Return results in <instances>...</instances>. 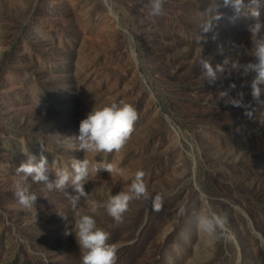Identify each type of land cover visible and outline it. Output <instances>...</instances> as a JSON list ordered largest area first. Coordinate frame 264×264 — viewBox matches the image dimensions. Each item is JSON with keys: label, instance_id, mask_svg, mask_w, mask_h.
I'll use <instances>...</instances> for the list:
<instances>
[{"label": "rangeland", "instance_id": "rangeland-1", "mask_svg": "<svg viewBox=\"0 0 264 264\" xmlns=\"http://www.w3.org/2000/svg\"><path fill=\"white\" fill-rule=\"evenodd\" d=\"M216 2L166 0L153 17L147 0H0V264H81L65 232L85 214L110 233L116 264H264V103L251 97L254 73L228 71L253 59L249 26L264 23V0H244L240 15L218 0L221 18L204 31ZM202 59L229 61L215 84ZM224 91L243 93V106L226 104ZM113 102L138 112L125 147L77 150L80 121ZM41 154L53 173L84 158L115 171L92 173L76 207L71 187L29 180L37 198L25 209L13 194L16 169ZM138 170L161 196L159 211L133 200L117 224L93 209L127 191ZM205 217L222 226L203 230Z\"/></svg>", "mask_w": 264, "mask_h": 264}, {"label": "clouds", "instance_id": "clouds-1", "mask_svg": "<svg viewBox=\"0 0 264 264\" xmlns=\"http://www.w3.org/2000/svg\"><path fill=\"white\" fill-rule=\"evenodd\" d=\"M166 0H147L145 5L149 9V14L158 17L164 13V4ZM252 5L259 4V0H250ZM224 6H230L237 15L244 13L248 9V5L244 0H223ZM218 0L215 5L208 9L210 19L201 27L204 31H208L212 27L213 19H220L221 14L216 11L218 8ZM251 16L258 18L260 13L256 7L250 9ZM214 14V15H213ZM251 33L252 47L249 55L253 58L249 62L240 65L232 62V70L242 69V74L247 76L254 73L255 78L251 82V97L254 101H261L264 95V23L257 22L249 26ZM229 61L226 59L224 64H218L215 67L207 59L199 62L202 75L209 84H215L220 80L226 71ZM235 87V85H231ZM226 104L236 107L243 106V93L238 94L239 98H232L227 91L219 94ZM137 110L128 103H115L94 108L87 117L80 121L79 135L75 138L77 142V150L85 154L104 156L114 152H120L134 132V125L138 120ZM99 169L107 170L112 173L115 171L112 164H104L96 162L92 164L89 159L76 160L68 168H57L54 173L49 167L47 158L41 154L39 161L34 155H28L26 162L20 164L16 169V174L20 177L14 186V196L20 206L25 209L33 208V204L37 198L35 193L30 191L27 182L31 180L34 184H40L45 189L64 191L71 187L74 195L71 197L73 207L80 204L83 198L87 200L88 193L85 192L84 185L90 180L92 173H96ZM50 176L54 177L50 179ZM145 173L138 170L128 186L127 191H120L116 195H112L104 204L92 202L93 209L103 207L107 215L110 216L117 224L123 222L124 214L128 211L130 202L133 200L149 201L152 208L159 211L161 208L162 198L159 194L153 197L144 180ZM200 226L203 230L212 233L215 227L222 223L208 218H201ZM74 232L77 244L80 249L81 264H116L118 247L114 243H109L110 233L97 226L93 215H78L71 225V228L65 232V235H71Z\"/></svg>", "mask_w": 264, "mask_h": 264}]
</instances>
